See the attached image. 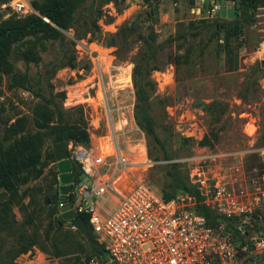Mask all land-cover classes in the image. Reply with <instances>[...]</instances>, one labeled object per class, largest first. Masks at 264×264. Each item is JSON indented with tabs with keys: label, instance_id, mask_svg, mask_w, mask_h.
<instances>
[{
	"label": "rangeland",
	"instance_id": "obj_1",
	"mask_svg": "<svg viewBox=\"0 0 264 264\" xmlns=\"http://www.w3.org/2000/svg\"><path fill=\"white\" fill-rule=\"evenodd\" d=\"M14 1L24 3L27 12H16ZM47 1L0 0V25L39 15L38 9ZM192 7L193 0H80L70 28L61 31L64 42L44 38V33L26 34L13 41L8 60L27 76L28 85L13 88L9 77L0 72V144L7 147L12 143L5 140V133L16 118L28 116L32 120L39 104V86L49 97L48 81L55 94L60 85L67 90L69 84L98 78L114 118L111 126L105 123L103 110L96 112L90 102L93 84L80 91L81 105L68 106L63 100L58 104L65 119H81L80 126L91 146L111 132L119 155L128 162L126 168L120 169L111 159L101 171L112 175L107 201H99L102 211H111L121 195L139 184L157 194L164 192L167 164H175L178 173L198 187L204 181L208 190L203 192L209 201L214 186L221 184L229 200L253 202L257 194L253 184L264 186V0H258L250 9L235 4L213 20L196 18L191 14ZM222 26L229 28V34ZM31 46L41 57L38 63L23 58ZM68 57L74 59V68L56 69L58 62H66ZM136 62L142 65L140 81L144 83L156 132L170 156L168 160L163 159V152L133 118L136 98L132 68ZM128 79L131 85L125 86ZM67 96L69 100L73 97ZM118 119L126 120L121 129L116 124ZM40 124L48 123L42 120ZM205 137L210 144L203 146L200 142ZM52 146L50 138L46 139L42 154L51 151ZM55 168L56 163L47 165L39 178L20 187V191L27 186L39 187L42 192L37 196L44 202L47 193L49 196L60 187L59 181L52 184ZM79 181L88 187L92 184L81 173ZM254 206L262 217L258 225L261 230L255 232L261 233L262 197ZM57 210L56 221L60 215ZM215 212L229 220L237 218L230 221L232 224L239 223L235 213L226 217ZM13 213L21 222L16 208ZM59 228V243L68 246L61 257L34 247L16 258L15 264H83L89 238L80 233L76 236L70 221H60ZM239 258L238 264L249 258L259 261L251 251Z\"/></svg>",
	"mask_w": 264,
	"mask_h": 264
},
{
	"label": "trees",
	"instance_id": "obj_2",
	"mask_svg": "<svg viewBox=\"0 0 264 264\" xmlns=\"http://www.w3.org/2000/svg\"><path fill=\"white\" fill-rule=\"evenodd\" d=\"M234 1L237 5L240 4L244 8L250 9L254 7L258 0ZM79 3L80 0H48L38 9L39 15H29L15 24L0 25V72L9 77L11 87L26 88L28 85L27 76L16 70L14 65L8 60V50L11 43L26 34L32 33H44V38L59 39L64 42L61 31L70 28L73 12ZM43 19H46V21ZM220 26L218 25V27ZM222 27L229 34V28L227 26ZM23 58L27 62L32 63L41 61V57L34 46L29 47L24 52ZM227 60H229V57ZM58 63L56 69L60 67L74 68V59L72 57H68L66 62L61 60ZM172 63L177 64L176 60H172ZM141 76L142 65L136 62L132 68V80L136 98L133 118L137 127L142 129L145 135L163 152V159L168 160L170 156L167 155L165 144L158 136L149 113L144 83L142 84V81H140ZM47 87L50 91L49 97L44 96L42 93L45 90L44 87L39 86L38 88L36 95L39 104L33 111L32 120L28 116L16 118L6 129L5 133V140L12 141V143L7 147L4 144H0V264H15L16 258L28 253L34 247H37L42 252L51 253L55 258H59L63 255L65 248L68 247L59 243L61 236L60 222L55 220V216L58 213V202L55 200L58 188L49 196L47 193L44 202L37 196L42 192L39 187L27 186L20 191V187L31 180L39 178L47 165L56 163L52 150L44 155L42 154L41 149L46 139L50 138L51 143L54 145L61 142L64 133L67 132L66 144L72 141L75 144L85 143L84 146H89L90 143L85 129L80 126L81 119L79 117L65 119L59 113L61 106L55 98L65 99L66 90L64 87L60 85L55 94H53L54 86L49 81L47 82ZM68 90L75 92L76 84H69ZM242 98L247 100V96L242 95ZM73 105L80 104L74 103L69 106ZM42 120L48 124H40ZM200 144L203 146L209 145L210 140L205 137ZM70 163L73 183L76 186L80 183L79 174L81 172L77 163L73 161ZM164 172L167 176V182L164 192L160 191L164 200H170L180 193L192 196L195 202L194 211L204 217L208 226L217 227L223 224L225 230L231 231L237 241H242V245L247 241L246 238L252 231L261 230L258 225H260V221L262 224V217L260 220L256 218V214L260 213V211H254L252 216L253 228H248L243 235L237 230V224L230 222L237 218L229 220L207 206L197 186L185 180L178 173L175 164H167L164 167ZM58 175L56 167L55 173H52V184H58ZM26 198L28 199L27 202H25ZM13 208H16L21 215V222L16 220ZM43 212L44 216H42ZM80 217L87 225L89 232V239L86 241L87 252L83 255V264H85L92 255L101 254L102 247L92 234L87 217L83 215H80ZM262 231L264 234V228ZM74 234L79 236L77 231ZM241 254L238 255V259H240L239 256ZM258 258L259 261L256 262L264 263V252ZM75 260H78V258ZM246 261L252 262L253 260L249 258ZM60 264L67 263L63 262Z\"/></svg>",
	"mask_w": 264,
	"mask_h": 264
},
{
	"label": "built area",
	"instance_id": "obj_3",
	"mask_svg": "<svg viewBox=\"0 0 264 264\" xmlns=\"http://www.w3.org/2000/svg\"><path fill=\"white\" fill-rule=\"evenodd\" d=\"M235 4L234 0H193L190 11L196 18L213 20ZM13 7L18 13L27 12L24 3L14 1ZM96 79L76 84L75 92L67 89L63 101L68 106L74 103L81 105L80 91L93 84L90 102L96 112L103 110L105 123L111 126L114 118L111 110H108L105 89L101 81ZM127 85H131L129 79ZM69 94L73 96L71 100L68 99ZM124 122L126 120L118 119L117 127L121 129ZM66 150L69 161L77 163L81 174L92 180L90 187L80 183L75 186L73 183L70 202L67 204L76 216L87 217L90 230L102 247L101 254L92 255L85 264H238V255L241 253L251 251L259 256L264 252L262 232L252 231L242 245V241H237L223 224L208 226L204 217L194 211V199L187 194H178L166 201L160 193L139 184L126 195H121L111 211H102L99 201H107L112 175L102 174L101 171L111 159L120 169L128 165L119 155L114 135L110 132L107 137H101L95 147L70 141L66 144ZM199 183L197 188L207 206L226 217L235 213L239 217L236 228L243 235L248 228H253L254 205L260 203L261 197L264 201V186L262 188L257 182L254 183L257 194L253 202L239 204L227 198L229 193L221 184L214 186L213 198L209 201L203 192L204 189L208 190L205 182ZM112 194L115 197L116 190L113 189ZM64 206L58 202L59 213ZM256 218L260 220L261 214H256ZM243 264L264 263L244 261Z\"/></svg>",
	"mask_w": 264,
	"mask_h": 264
},
{
	"label": "water",
	"instance_id": "obj_4",
	"mask_svg": "<svg viewBox=\"0 0 264 264\" xmlns=\"http://www.w3.org/2000/svg\"><path fill=\"white\" fill-rule=\"evenodd\" d=\"M208 2L209 0H205ZM66 134L64 133L62 141L52 146L54 159L56 161L58 175V181L60 187L58 188V194L55 198L57 202L65 204L64 208L61 209V213L57 220L70 221L72 227L77 230L86 239L89 238L88 228L83 219L80 216H76L73 210L67 205L70 202V196L73 189V178L71 174V163L67 158L66 150Z\"/></svg>",
	"mask_w": 264,
	"mask_h": 264
},
{
	"label": "bare ground",
	"instance_id": "obj_5",
	"mask_svg": "<svg viewBox=\"0 0 264 264\" xmlns=\"http://www.w3.org/2000/svg\"><path fill=\"white\" fill-rule=\"evenodd\" d=\"M250 127H252V126H250ZM253 132H255L254 130H252L250 133H253ZM254 134V133H253Z\"/></svg>",
	"mask_w": 264,
	"mask_h": 264
}]
</instances>
